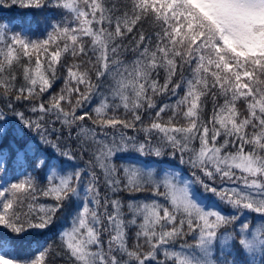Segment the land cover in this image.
Listing matches in <instances>:
<instances>
[{
  "label": "snow or ice",
  "instance_id": "snow-or-ice-1",
  "mask_svg": "<svg viewBox=\"0 0 264 264\" xmlns=\"http://www.w3.org/2000/svg\"><path fill=\"white\" fill-rule=\"evenodd\" d=\"M16 5L56 12L36 39L0 23V139L26 165L0 183V264H264V0Z\"/></svg>",
  "mask_w": 264,
  "mask_h": 264
},
{
  "label": "trees",
  "instance_id": "trees-1",
  "mask_svg": "<svg viewBox=\"0 0 264 264\" xmlns=\"http://www.w3.org/2000/svg\"><path fill=\"white\" fill-rule=\"evenodd\" d=\"M56 12L55 9H47V10H36V9H25L21 8L18 5L10 6V7H0V23L8 24L11 28H16L17 30H23V32L32 39H36L40 37V34L43 33L47 20L50 16L54 15ZM35 33V35H32ZM85 39H89L85 37ZM35 56V54H34ZM125 56L128 59H131V53H125ZM34 58V57H33ZM45 59L44 55L41 54V60ZM63 60V57H62ZM59 69V65H57ZM66 75V71L61 72V78L57 79L55 83L52 85L51 88L48 89V92L44 94V96H48L50 93L59 92L60 89L64 86L63 76ZM190 76L191 73L188 72ZM22 79V76L18 77ZM163 82V73L161 71V83ZM157 102H171L175 100V97L169 98L168 96H157L155 97ZM222 102V100H221ZM93 105H89V107H93ZM212 110V103L209 101L206 112L210 115ZM11 119V117H9ZM3 121H0V124H3ZM88 124H91V121H88ZM7 128V133L4 135L3 139H0V152H5L7 156V165H6V172L0 173L4 177L3 180H0V183H3L6 180H10L13 176L17 175L23 167H25V162L22 158H18L15 150L13 147V143L17 147H23L24 140L21 139L16 131L13 129L15 125L9 126L4 125ZM22 127V126H21ZM26 131V130H25ZM33 134H27V139L31 141L33 139ZM36 143H39L38 138H36ZM40 148L46 152H51L52 149L47 148L45 145L41 144ZM165 159L169 160L171 164L176 166V169H182L183 175H190L191 170L189 169L188 165L181 164L179 159H171L169 157H165ZM171 171V169H169ZM150 195L149 193H135L129 196V194H125L128 198H143L144 196ZM211 195V194H209ZM215 198V197H213ZM54 201L51 199L44 197L42 195L38 196L37 201L33 202L36 204L37 208L40 204L46 203L51 204ZM73 215V211L71 208H65L62 210L61 213L58 214V218L55 220L54 224L50 227V229L45 230V236L47 237L49 243L59 244V233L63 228L70 227L71 225V218ZM254 215V214H253Z\"/></svg>",
  "mask_w": 264,
  "mask_h": 264
}]
</instances>
